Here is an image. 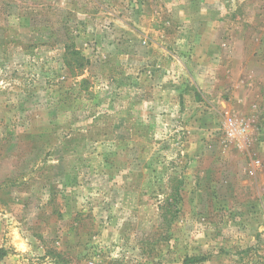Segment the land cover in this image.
<instances>
[{"label": "rangeland", "instance_id": "rangeland-1", "mask_svg": "<svg viewBox=\"0 0 264 264\" xmlns=\"http://www.w3.org/2000/svg\"><path fill=\"white\" fill-rule=\"evenodd\" d=\"M0 264H264V0H0Z\"/></svg>", "mask_w": 264, "mask_h": 264}, {"label": "trees", "instance_id": "trees-1", "mask_svg": "<svg viewBox=\"0 0 264 264\" xmlns=\"http://www.w3.org/2000/svg\"><path fill=\"white\" fill-rule=\"evenodd\" d=\"M74 54H76L75 52H73ZM78 65H79V67L81 66H83V63H81V62H78ZM77 67V66H76ZM175 192H176V190H175ZM177 192H176V194H174V200L176 199L177 200ZM169 204V203H168ZM175 206V205H174Z\"/></svg>", "mask_w": 264, "mask_h": 264}]
</instances>
